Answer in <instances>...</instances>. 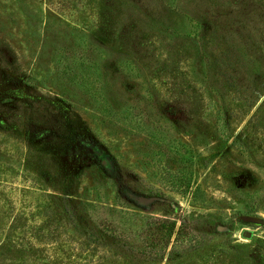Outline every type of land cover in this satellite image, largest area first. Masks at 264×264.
Segmentation results:
<instances>
[{
  "label": "rangeland",
  "instance_id": "1",
  "mask_svg": "<svg viewBox=\"0 0 264 264\" xmlns=\"http://www.w3.org/2000/svg\"><path fill=\"white\" fill-rule=\"evenodd\" d=\"M0 264H264V0H0Z\"/></svg>",
  "mask_w": 264,
  "mask_h": 264
},
{
  "label": "trees",
  "instance_id": "2",
  "mask_svg": "<svg viewBox=\"0 0 264 264\" xmlns=\"http://www.w3.org/2000/svg\"><path fill=\"white\" fill-rule=\"evenodd\" d=\"M171 226H172V227H171V229H172V232H173V231H174V229H175V226H176V224H175V223H173ZM179 233H180V230H179Z\"/></svg>",
  "mask_w": 264,
  "mask_h": 264
},
{
  "label": "water",
  "instance_id": "3",
  "mask_svg": "<svg viewBox=\"0 0 264 264\" xmlns=\"http://www.w3.org/2000/svg\"><path fill=\"white\" fill-rule=\"evenodd\" d=\"M245 234H246V236H249V232H246Z\"/></svg>",
  "mask_w": 264,
  "mask_h": 264
}]
</instances>
